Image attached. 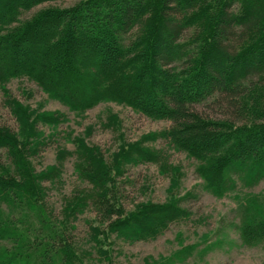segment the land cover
I'll use <instances>...</instances> for the list:
<instances>
[{"label": "trees", "instance_id": "trees-1", "mask_svg": "<svg viewBox=\"0 0 264 264\" xmlns=\"http://www.w3.org/2000/svg\"><path fill=\"white\" fill-rule=\"evenodd\" d=\"M54 1L0 0V86L26 78L73 113L115 102L168 122L152 139L195 159L206 192L235 191L242 240L264 242V197L237 191L264 180V0H83L26 17ZM4 98L19 128L0 126V203L16 218L0 223V264H84L87 252L73 232L90 209L100 218L86 220L90 243L105 261L110 233L134 243L188 217L182 204L191 194L123 215L113 171L79 141L76 169L90 189L50 223L45 180L31 163L40 136L34 129L66 117L42 113L30 124L10 92ZM117 159L159 163L161 153L134 144Z\"/></svg>", "mask_w": 264, "mask_h": 264}, {"label": "rangeland", "instance_id": "rangeland-1", "mask_svg": "<svg viewBox=\"0 0 264 264\" xmlns=\"http://www.w3.org/2000/svg\"><path fill=\"white\" fill-rule=\"evenodd\" d=\"M81 1L47 2L27 13L26 17L46 8H72ZM4 88L0 86V126L12 130L19 128L4 103L5 91L10 92L14 101L26 111L30 124L42 113L66 117L57 126L38 122L34 129L40 136L31 163L45 180L42 185L46 189V202L53 211L50 223L63 217L67 203H77L90 189L76 169L79 141L98 150L113 171L116 189L120 192L117 204L125 216L152 204L192 196L182 204L188 217L171 224L157 237L130 243L110 233L109 261L92 248L86 220L99 222L100 218L92 209L87 210L79 216L73 232L74 240L83 245V253L87 252L83 255L84 264H165L187 247H193L191 253L181 255L183 260L176 259L170 264H264V242L250 246L240 236L235 191L222 198L206 192L203 179L196 173L195 159L169 147L158 137L152 139L169 126L168 122L149 119L115 102L101 103L85 113H73L26 78L15 79ZM134 144L158 150L161 161L137 165L124 161L116 163L123 148ZM237 191L238 194L264 197V180L251 187L238 184ZM32 215L36 218L34 212ZM11 216L0 203V223L11 224ZM17 219L15 221H22L18 224L20 227L29 229L28 222ZM37 222V219L31 220L33 226Z\"/></svg>", "mask_w": 264, "mask_h": 264}]
</instances>
